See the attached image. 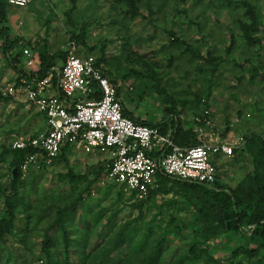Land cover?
I'll return each instance as SVG.
<instances>
[{
  "label": "rangeland",
  "instance_id": "obj_1",
  "mask_svg": "<svg viewBox=\"0 0 264 264\" xmlns=\"http://www.w3.org/2000/svg\"><path fill=\"white\" fill-rule=\"evenodd\" d=\"M70 8L69 0H36L6 9L16 47L8 59L0 49V186L10 183L12 141L44 129L22 97L8 94L31 72L16 60L21 47L34 49L44 38L56 54L54 67L69 54L92 56L117 86L123 109L140 121H174L182 147L200 145L199 128L235 143L233 157L217 164L221 189L215 191L242 184L253 171L242 147L250 138L255 150L264 145V0H75L68 19ZM80 31L83 43L72 37ZM101 167L99 157L74 152L21 172L0 264H48L41 251L45 233L50 259L60 262L65 234L55 221L73 205L77 210L64 218L63 228L74 262L264 264V247L248 253L254 246L230 231L228 220L229 229L203 234L200 202L183 198L175 179L166 178L139 202L97 175ZM6 210L0 196V221Z\"/></svg>",
  "mask_w": 264,
  "mask_h": 264
},
{
  "label": "built area",
  "instance_id": "obj_2",
  "mask_svg": "<svg viewBox=\"0 0 264 264\" xmlns=\"http://www.w3.org/2000/svg\"><path fill=\"white\" fill-rule=\"evenodd\" d=\"M2 1L22 9L36 0ZM22 59L26 69L38 72L36 52L23 47ZM8 94L22 97L44 124L38 133L11 143L12 150H30L20 166L22 173L36 161L51 164L69 146L73 153L99 157L103 180L121 187L134 201H143L158 186L159 177L211 188L218 178L214 163L233 157L235 143L202 128L200 145L181 147L174 141V127L164 122L150 126L125 116L117 86L92 56L69 54L43 78L21 76Z\"/></svg>",
  "mask_w": 264,
  "mask_h": 264
},
{
  "label": "trees",
  "instance_id": "obj_3",
  "mask_svg": "<svg viewBox=\"0 0 264 264\" xmlns=\"http://www.w3.org/2000/svg\"><path fill=\"white\" fill-rule=\"evenodd\" d=\"M71 4V8L66 12V16L70 19L71 13L75 10V0H69ZM8 6L5 2L0 0V35H1V46L0 49L2 54L6 59L10 58L12 55V51L16 47V41L10 39L9 30L5 26L6 22V9ZM72 37L77 40H81L83 43L84 33L80 31V33L76 34L73 32ZM247 38L253 43V40L247 34ZM29 48V47H28ZM22 49L21 47L19 57L16 60L22 58ZM32 52H36L39 57V70L36 73H27L22 74L21 76H26L27 78H43L47 75L49 70L55 66L56 54L50 53L48 49V45L46 44L45 38L41 41V43L36 44V48L31 49ZM11 58V59H12ZM63 63V62H62ZM61 63V64H62ZM97 64V63H96ZM98 66V65H97ZM103 73L108 76V74L103 71ZM109 77V76H108ZM112 81V80H111ZM113 83V81H112ZM123 108V105H122ZM123 114L134 121L146 125H155L157 123L140 121L138 119L133 118L129 113H127L123 109ZM174 121H169L165 125H170L174 127ZM176 134V133H175ZM174 134V135H175ZM175 143L178 146L184 145L181 138L178 137L177 140L174 138ZM255 142L253 138H250L246 141L244 147H242V152H246L252 158L253 171L246 175L245 180L242 184L237 185L234 189H232L228 193L215 191L217 189H221V185H219V179L215 181L211 188L206 187L201 184H190L187 182L175 180L177 185L182 193V197L186 199H197L201 206L199 208V213L201 216V221L203 225L202 233H213L219 227L227 230L225 214L228 217V222L230 225V231L234 232L240 238H242L247 246H254L253 249H249L248 253L258 252L261 248L264 247V145L261 144L255 150L252 145ZM182 147V146H181ZM252 148L250 151L249 148ZM30 153V150H12V166H11V174H10V183L6 186H0V196L3 197L4 203L7 207L6 210V218L0 221V240H2L8 232L13 230V221L14 214L13 209L14 206L10 201V198L17 194L19 178L21 175L20 166L25 158ZM73 150L69 146L63 147L57 157L53 159V161L65 159L68 155L72 154ZM215 164V168L218 171L217 163ZM43 165V163H40ZM102 169L97 172V175L103 176L104 167L101 162ZM17 170V176L13 177L12 171ZM64 177V176H63ZM166 178L159 177L158 178V191L160 189V185ZM168 179V178H167ZM109 185L117 186L114 184L107 183ZM122 189V188H121ZM152 193V192H151ZM150 193V194H151ZM149 194V196H150ZM128 199H132L133 197L126 194ZM148 196V197H149ZM148 197L146 199H148ZM142 202V201H139ZM77 207L75 205L72 206L71 209L65 208L61 210L57 216L55 221L56 225L61 228L63 233V256L60 262H53L50 259L49 255V243L48 236L45 233V241L41 243V251L45 254L46 263L48 264H84L83 259H79L76 257V262L71 259V256L75 254V252L70 248V244L67 241L66 234L63 228V220L66 216L70 214H75ZM252 227L249 234L242 233V228ZM247 252V251H245ZM237 255V249L233 250L230 253V260L234 261ZM51 260V261H50Z\"/></svg>",
  "mask_w": 264,
  "mask_h": 264
},
{
  "label": "water",
  "instance_id": "obj_4",
  "mask_svg": "<svg viewBox=\"0 0 264 264\" xmlns=\"http://www.w3.org/2000/svg\"><path fill=\"white\" fill-rule=\"evenodd\" d=\"M17 173V170L16 169H14L13 171H12V175H13V177H16V174ZM225 219H226V225H227V228L229 229V226H228V222H227V216H226V214H225Z\"/></svg>",
  "mask_w": 264,
  "mask_h": 264
},
{
  "label": "crops",
  "instance_id": "obj_5",
  "mask_svg": "<svg viewBox=\"0 0 264 264\" xmlns=\"http://www.w3.org/2000/svg\"><path fill=\"white\" fill-rule=\"evenodd\" d=\"M218 162L222 164L221 160H219ZM217 164H218V163H217Z\"/></svg>",
  "mask_w": 264,
  "mask_h": 264
}]
</instances>
